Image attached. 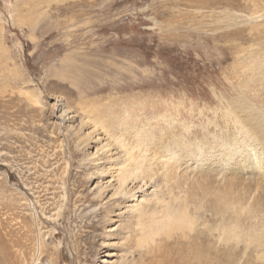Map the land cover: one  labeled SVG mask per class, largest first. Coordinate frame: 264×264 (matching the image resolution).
<instances>
[{"label": "rangeland", "instance_id": "1", "mask_svg": "<svg viewBox=\"0 0 264 264\" xmlns=\"http://www.w3.org/2000/svg\"><path fill=\"white\" fill-rule=\"evenodd\" d=\"M100 129L183 164L190 228ZM0 264H264V0H0Z\"/></svg>", "mask_w": 264, "mask_h": 264}, {"label": "bare ground", "instance_id": "2", "mask_svg": "<svg viewBox=\"0 0 264 264\" xmlns=\"http://www.w3.org/2000/svg\"><path fill=\"white\" fill-rule=\"evenodd\" d=\"M95 124H93V127H95ZM100 130L102 131L100 132V134L97 133V135H102L101 136L103 137L102 140H106V142L105 144H102L99 147V149L104 150L103 148H107L105 150V153L108 154L110 153L111 156L107 160V163H109L107 170L111 171L112 178H114V181L116 183V186L114 188V194H116L119 190H121V192H124V195H127L132 190L136 189L137 187H140V183L143 182V185L141 186L143 187L144 185H147L149 182L152 181L154 185H156L161 189L160 190L161 193L155 195L154 201L156 204V208H154L152 212H144L145 214L160 213V216L158 217V221H157V228H155L154 232L153 231L152 232L154 234L163 233L168 235L167 237H169L170 233L174 229H181L186 226L190 228L194 223L193 218H196L193 217L194 215L192 214L193 212L191 211V205L193 202V192L198 190L199 188L198 189L190 188L189 186H187L186 182L182 183L177 178L180 170L182 169L181 165L183 164H181V162L179 161L177 164H174L173 162H171L172 160L167 157L161 156L153 152L150 153L147 148L142 147L141 143L140 144L138 143L141 140V139L139 140L141 136L140 133H137L135 135L138 139L137 138L133 139L132 137H128L126 135H123L122 133L120 136H116L115 134L113 135L112 133H109L104 129H100ZM124 133L128 134L126 133V131ZM76 138L78 139V137ZM167 156H170V154H167ZM174 156L176 157L175 153ZM121 157H124V159L122 160L123 164L117 165L116 161ZM224 157L226 156H222L220 158H224ZM171 158H173V156H171ZM178 168L179 171L177 170ZM158 180H160V182ZM129 184H132V187L134 189L131 188L129 191H126V189L129 187ZM221 193L220 194L216 193L215 195L216 202L219 204L221 202L222 206L226 207V205H228V201H226L225 197L223 196L225 193L224 194ZM120 195L122 194L120 193ZM236 204L237 203L235 201L233 205L231 204L233 210L235 208L237 209L238 205ZM222 206H218L221 208L220 211L223 210L222 208H225ZM193 208L196 207L193 206ZM234 213H236V210ZM252 214L253 213L250 212L251 216ZM141 218L142 215L140 214L138 216V219ZM150 241L152 240L150 239ZM102 256H111V255L104 253ZM101 262L106 263L105 260Z\"/></svg>", "mask_w": 264, "mask_h": 264}]
</instances>
